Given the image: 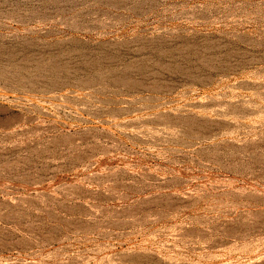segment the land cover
I'll use <instances>...</instances> for the list:
<instances>
[{
	"label": "rangeland",
	"instance_id": "obj_1",
	"mask_svg": "<svg viewBox=\"0 0 264 264\" xmlns=\"http://www.w3.org/2000/svg\"><path fill=\"white\" fill-rule=\"evenodd\" d=\"M0 264H264V0H0Z\"/></svg>",
	"mask_w": 264,
	"mask_h": 264
}]
</instances>
